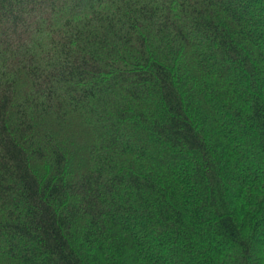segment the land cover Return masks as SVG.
I'll return each mask as SVG.
<instances>
[{
    "label": "trees",
    "instance_id": "1",
    "mask_svg": "<svg viewBox=\"0 0 264 264\" xmlns=\"http://www.w3.org/2000/svg\"><path fill=\"white\" fill-rule=\"evenodd\" d=\"M0 264H264V0H0Z\"/></svg>",
    "mask_w": 264,
    "mask_h": 264
}]
</instances>
